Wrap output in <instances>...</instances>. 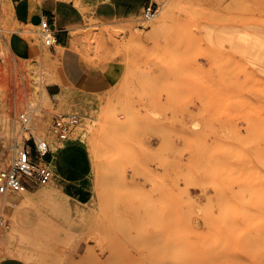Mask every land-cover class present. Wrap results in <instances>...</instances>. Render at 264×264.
Instances as JSON below:
<instances>
[{"label":"rangeland","instance_id":"1","mask_svg":"<svg viewBox=\"0 0 264 264\" xmlns=\"http://www.w3.org/2000/svg\"><path fill=\"white\" fill-rule=\"evenodd\" d=\"M13 11L0 13V129L14 136L32 114L21 136L51 142L55 178L27 193L57 194L0 206L1 233L22 212L0 264H52L38 258L51 246L66 248L61 264H264V0H156L127 26L89 19L73 34L125 70L63 144L50 126L73 101L46 93L59 53Z\"/></svg>","mask_w":264,"mask_h":264},{"label":"crops","instance_id":"2","mask_svg":"<svg viewBox=\"0 0 264 264\" xmlns=\"http://www.w3.org/2000/svg\"><path fill=\"white\" fill-rule=\"evenodd\" d=\"M81 2L77 5L69 0H23L18 6H14V10L25 23L37 27L46 18L57 30L58 41L54 50L59 53V64L54 72V81L47 86V91L52 96H62L73 101V105L66 108L67 112L87 117L92 114L96 100H101L119 86L125 66L121 57L99 59L92 56L73 31L85 28L89 19L99 28L127 26L144 18L147 8L156 7V0ZM129 34V30L124 33L125 37ZM87 55L91 59H87ZM67 178L71 176L68 175ZM1 264L24 263L8 258Z\"/></svg>","mask_w":264,"mask_h":264},{"label":"built area","instance_id":"3","mask_svg":"<svg viewBox=\"0 0 264 264\" xmlns=\"http://www.w3.org/2000/svg\"><path fill=\"white\" fill-rule=\"evenodd\" d=\"M3 1L0 0V3ZM145 16L148 19L152 18L154 8H147ZM39 26L43 43L48 47L54 46L58 41L57 30L46 18L41 20ZM32 120V114L20 113L17 118L20 132L11 137L5 130L0 129V198L21 196L32 187L50 184L55 178V169L52 166L54 151L51 142L30 134L28 138L21 136L23 129L27 130ZM79 121V115L75 113L54 117L50 126L52 143L67 142ZM0 226L3 228L10 226L8 218L4 215H0Z\"/></svg>","mask_w":264,"mask_h":264},{"label":"bare ground","instance_id":"4","mask_svg":"<svg viewBox=\"0 0 264 264\" xmlns=\"http://www.w3.org/2000/svg\"><path fill=\"white\" fill-rule=\"evenodd\" d=\"M69 1H74L77 5H80L82 2H81V0H69ZM14 3H13V1L12 0H4L3 1V3L1 4V9H0V13L2 14V13H5V12H10V13H12V12H14L13 10H14ZM13 16V15H12ZM16 20H17V18H16ZM226 39V38H225ZM61 56V55H60ZM2 70V69H1ZM1 73V72H0ZM47 94H49L48 92H46ZM37 108V107H36ZM37 110V109H36ZM5 119V118H4ZM6 120V119H5ZM9 122V121H8ZM4 123V122H3ZM16 123V122H15ZM7 124H9V123H7ZM36 129V128H35ZM37 129H38V131H39V133L40 134H44L45 133V126H40V125H38L37 126ZM39 134V135H40ZM35 135V134H34ZM36 136V138H40V136H38V135H35ZM56 184V183H55ZM59 188V187H58ZM56 189V188H55ZM61 189V188H60ZM58 191V190H57ZM27 192H29V191H25V192H23L22 194H23V200H22V202H21V208L23 209V208H29L30 206H33L34 204H35V202H36V198H37V196L35 197V196H30ZM33 194H35V193H33ZM38 194V193H37ZM57 193H55L54 191H52V190H44V191H42L41 193H40V197H42L43 199H50V198H52V197H54L55 195H56ZM38 196V197H39ZM39 197V198H40ZM9 204H11V201L9 200V198H8V196H3L2 198H0V206L2 207V208H4L5 206H8ZM21 209V210H22ZM21 219H22V212L21 211H17L16 213H15V220H14V227L11 229V230H8L7 232H5V233H1L0 232V241H4L5 239H7V238H11V237H13V235H16V234H18V233H20L21 232V225H22V223H21ZM171 228V227H170ZM172 229V228H171ZM171 231V230H170ZM176 232V231H175ZM173 233V232H172ZM173 238H174V236H173ZM177 238V237H176ZM171 240V239H170ZM172 240H174V239H172ZM181 243V242H180ZM177 244H178V241H177ZM182 244V243H181ZM180 245V244H179ZM165 248H166V246H165ZM172 248H173V246H172ZM50 250H49V252L48 253H42V255L41 254H38V258L40 259V261L42 260V261H46V260H50L51 262H52V264L54 263V264H61V263H63V261H64V259L65 258H67V250H66V248L65 247H62V248H56V247H54V246H51L50 248H49ZM169 249V248H168ZM175 249V248H174ZM184 249V251H185V255H184V257H185V259H186V255L189 253V251H188V253H187V248H183ZM165 250V249H164ZM173 250V249H172ZM176 251H178V250H175V252ZM168 252V251H167ZM174 252V251H173ZM180 253H182V252H180ZM187 253V254H186ZM178 254H179V252H178ZM184 254V253H183ZM167 255V254H166ZM165 255V256H166ZM42 256V257H41ZM66 256V257H65ZM172 257V256H171ZM179 257H180V255H179ZM183 257V258H184ZM174 258V257H173ZM119 259V258H118ZM172 260V259H171ZM179 260V259H178ZM184 261V262H183ZM182 261V263H184L185 264V260H183ZM107 262H109V261H107ZM113 262V261H112ZM180 262V261H179ZM175 263V262H174ZM27 264H33V262H32V260H30ZM112 264V263H111ZM181 264V263H180Z\"/></svg>","mask_w":264,"mask_h":264}]
</instances>
